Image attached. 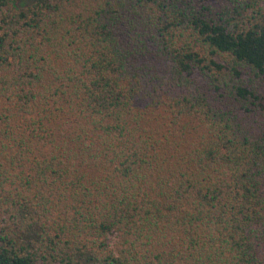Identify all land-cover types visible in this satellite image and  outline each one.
Masks as SVG:
<instances>
[{
	"label": "trees",
	"instance_id": "obj_1",
	"mask_svg": "<svg viewBox=\"0 0 264 264\" xmlns=\"http://www.w3.org/2000/svg\"><path fill=\"white\" fill-rule=\"evenodd\" d=\"M0 264H264V0H0Z\"/></svg>",
	"mask_w": 264,
	"mask_h": 264
}]
</instances>
